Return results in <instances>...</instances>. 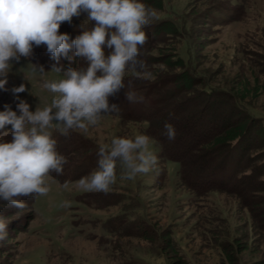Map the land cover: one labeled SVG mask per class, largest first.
Here are the masks:
<instances>
[{"label":"rangeland","instance_id":"rangeland-1","mask_svg":"<svg viewBox=\"0 0 264 264\" xmlns=\"http://www.w3.org/2000/svg\"><path fill=\"white\" fill-rule=\"evenodd\" d=\"M143 2L159 12L141 49L151 77L127 71L125 88L109 98L119 111L105 114L87 132L63 136L51 130L68 163L63 175L45 178L47 195L22 198L23 209L0 201L8 232L0 242V264H264V0ZM92 26L85 13L62 23L60 33L75 39ZM11 63L8 83L0 88V111L8 105L16 110L11 89L21 84L27 90L19 96L30 110L50 105L58 93L42 84L64 75L52 71L56 61L46 46ZM60 64L87 67L78 57L71 63L61 57ZM164 82L159 90L172 97L150 109L152 116L137 120L129 106L120 112L121 103L129 102L126 91L147 93ZM230 109L241 116L230 117L227 128L218 130ZM167 121L176 130L196 125L214 132L201 134L185 149L184 164L181 155L168 161L148 132L151 126L164 130ZM139 134L152 138L150 149L159 157L153 171L133 181L118 178L107 195L76 188L75 181L96 168L100 144ZM237 136L238 154L224 158ZM5 140L11 136L0 135ZM223 158L225 167L219 163ZM65 181L72 182L70 190L62 186ZM66 200L69 208L61 206Z\"/></svg>","mask_w":264,"mask_h":264},{"label":"clouds","instance_id":"clouds-1","mask_svg":"<svg viewBox=\"0 0 264 264\" xmlns=\"http://www.w3.org/2000/svg\"><path fill=\"white\" fill-rule=\"evenodd\" d=\"M85 13L93 22L90 30H81L75 39L60 33L62 23H71ZM158 19V10L143 0H0V88L8 83L11 62L32 58L34 48L42 45L56 61L52 71L64 75L59 81L43 82V88L58 95L50 105L35 111L19 96L27 90L25 84L11 89L18 101L16 110L8 105L0 111V135L11 136L10 141H0V201L23 209L22 198L47 195L51 189L45 178L52 172L63 175L68 163L51 130L55 128L63 136L87 132L98 126L105 114L119 111L109 98L125 88L127 71L151 77L141 49L148 40L146 29ZM61 57L70 63L78 57L87 67L65 69ZM39 67L43 73L44 67ZM125 98L130 103L143 101L135 91H126ZM8 125L10 130H6ZM164 129L167 139L174 141V125L166 123ZM151 139L139 134L100 144L96 168L75 181L76 188L107 195L118 178L120 182L133 181L153 171L159 157L150 149ZM70 183L65 181L62 186L70 190ZM70 205L66 200L61 206ZM7 236V224L0 217V242Z\"/></svg>","mask_w":264,"mask_h":264},{"label":"trees","instance_id":"trees-1","mask_svg":"<svg viewBox=\"0 0 264 264\" xmlns=\"http://www.w3.org/2000/svg\"><path fill=\"white\" fill-rule=\"evenodd\" d=\"M145 48V45L143 46L142 49ZM38 58V57H37ZM167 84V82H164L162 84H158L155 87H151L153 88V90H151V92H147V93H142L140 90H134L132 89V91H135L137 93L138 96H142L143 97V101L142 102H138V103H130L127 102L128 104H125L126 102L121 103L120 105V112H122L123 110H125V112H128V108L124 109L125 107H130L132 108L131 111H133L132 116L136 117L137 120H144L146 119L148 116H152L153 111H150V109H152L155 105H163L166 104L168 102H166L170 97H172L171 95H163L164 93L161 92V90H159L160 88L163 89V87ZM169 84V83H168ZM166 87V86H165ZM176 95V94H175ZM169 96V97H167ZM165 98V99H164ZM164 99V100H163ZM109 101L111 102V100L109 99ZM156 101H162V102H156ZM170 102V101H169ZM147 104H150V106H148ZM152 105V106H151ZM170 104L165 105L164 107L169 106ZM175 103L173 104V107H176L175 109H177V107H179V105ZM231 112H229L228 114H225V117L223 118V121L221 123H218V125L216 126L218 130H225L227 128V120H229L230 117H236V116H241V113L236 111V110H231ZM130 113V112H129ZM168 122V121H167ZM169 123V122H168ZM166 124V123H165ZM164 124V125H165ZM161 127V126H160ZM195 126H182L181 128L179 127L176 132L178 133L176 135V139L174 141H170L167 139V137L164 135V131L165 129H159L157 126L156 127H149V135L151 137H153L158 144L162 147L163 149V157L168 160V161H173L176 160V156L181 155V164H184V158L186 157V155L184 154L185 149L188 146H191V143H193L195 140L197 141L198 137L202 134V135H207L210 136L211 133L214 132V130L212 131H201L197 128H195ZM241 144V137L237 136L234 140H232L231 142H229V144H227V151L225 152V156L224 158L227 159L226 155H230V159H233V157L238 154V152H236ZM194 145V144H192ZM173 146H176V149L173 148ZM247 148L243 146V154L246 152ZM185 155V156H183ZM220 160V164L223 165L225 167V165L227 164V161L225 159ZM240 159V158H239ZM243 159V158H242ZM89 162V161H88ZM85 164V166H84ZM83 164V166L86 168L88 167V165L90 163L85 162ZM242 166V165H241ZM240 166V168H241ZM239 168V169H240ZM216 176V175H215ZM251 180V178H246ZM204 180V179H203ZM202 180V181H203ZM245 182V181H244ZM201 180L195 182L194 184V188L196 191H198V189L201 187ZM244 184V183H243ZM34 201H32L33 203ZM2 207V206H1ZM12 214H10V216H7L5 219L11 218ZM34 216V214H33ZM232 261V260H231Z\"/></svg>","mask_w":264,"mask_h":264}]
</instances>
